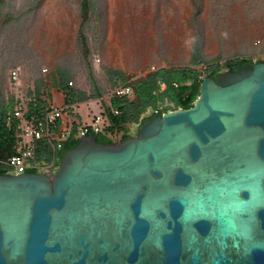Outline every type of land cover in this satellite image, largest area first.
Masks as SVG:
<instances>
[{
    "label": "water",
    "instance_id": "95a60500",
    "mask_svg": "<svg viewBox=\"0 0 264 264\" xmlns=\"http://www.w3.org/2000/svg\"><path fill=\"white\" fill-rule=\"evenodd\" d=\"M0 264H264V62L52 174H0Z\"/></svg>",
    "mask_w": 264,
    "mask_h": 264
},
{
    "label": "rangeland",
    "instance_id": "374dc122",
    "mask_svg": "<svg viewBox=\"0 0 264 264\" xmlns=\"http://www.w3.org/2000/svg\"><path fill=\"white\" fill-rule=\"evenodd\" d=\"M89 2L80 30L79 0H2L0 112L15 96L13 68L20 71L22 91H52L45 98L58 108L69 105L63 95L72 92L79 116L86 117L114 85L149 70L190 67L204 78L208 67L228 59L264 62V0ZM59 78L68 85L64 93L54 89ZM80 94L86 98L78 99Z\"/></svg>",
    "mask_w": 264,
    "mask_h": 264
},
{
    "label": "built area",
    "instance_id": "2783aa9c",
    "mask_svg": "<svg viewBox=\"0 0 264 264\" xmlns=\"http://www.w3.org/2000/svg\"><path fill=\"white\" fill-rule=\"evenodd\" d=\"M9 85L15 96L9 109L3 113L2 121L12 137L11 154L0 159L6 174H52L58 167L64 145L88 134H100L112 142H118L115 141L118 139L116 134L108 129V112L115 116L121 112L111 106L110 100L112 97L130 100L134 96L131 80L117 83L107 94L94 101L96 111L81 117L73 102L66 108H58L46 100L47 93L37 96L32 87L31 92L22 91L18 68L9 71ZM153 113L158 115L163 112L157 107Z\"/></svg>",
    "mask_w": 264,
    "mask_h": 264
},
{
    "label": "trees",
    "instance_id": "16d2710c",
    "mask_svg": "<svg viewBox=\"0 0 264 264\" xmlns=\"http://www.w3.org/2000/svg\"><path fill=\"white\" fill-rule=\"evenodd\" d=\"M2 0H0L1 4ZM90 11V2L89 0H79V12H80V30L83 24L89 18ZM81 39L84 41V37L81 36ZM197 56H193L191 61L192 64L196 63ZM244 64H252V61L247 58H236L228 59L222 64H215L213 67H208L207 72L204 77H213L216 78L218 74L222 71H235L238 70ZM118 77H122L121 72H113ZM203 77L198 73L194 68L183 67V68H159L157 70L148 71L144 75L138 77L135 81H131V84L134 88V96L132 99H117L112 97L110 100L111 106L118 108L121 112L120 115L115 116L108 112L110 125L108 128L117 127L120 122H123L128 119H134L145 111H150V113L143 117L140 128L154 119L157 114L153 113V110L156 109L160 103L169 102L172 105L170 107H162L161 112L169 111L170 109L178 108H189L193 105L195 99L199 95V85ZM60 85L59 90L64 93L67 83L63 78H59ZM127 80H123L119 83H125ZM48 94V93H47ZM99 94V93H97ZM37 95V94H36ZM50 95V94H48ZM38 96V95H37ZM38 98V97H37ZM66 103L70 104L75 99L76 96L71 93H66L64 95ZM86 97L83 94L79 95L78 99H85ZM11 106L7 104L4 110L0 112V159L5 158L11 154V145L12 137L8 132L4 123L2 121L3 113L9 109ZM97 142L101 144L111 143L112 141L105 138L100 134H96ZM128 138L124 137L123 139ZM122 139V140H123ZM78 141H70L65 144L61 153L62 154L74 146H76ZM36 173V172H33ZM0 174H6V171L0 165Z\"/></svg>",
    "mask_w": 264,
    "mask_h": 264
},
{
    "label": "crops",
    "instance_id": "0c3cea01",
    "mask_svg": "<svg viewBox=\"0 0 264 264\" xmlns=\"http://www.w3.org/2000/svg\"><path fill=\"white\" fill-rule=\"evenodd\" d=\"M54 89L59 90L58 88H54ZM59 91L62 93L61 90ZM51 95H52V91H50V96ZM63 98H64V95H63ZM63 101L66 104L65 98L63 99ZM149 113L150 111H145L134 119H128L123 122H120L117 127L110 126L108 129L114 132L118 138L115 141H121L124 137L134 136L137 133L138 128L140 127L143 117L148 115Z\"/></svg>",
    "mask_w": 264,
    "mask_h": 264
}]
</instances>
